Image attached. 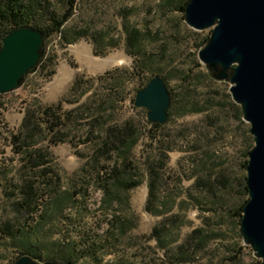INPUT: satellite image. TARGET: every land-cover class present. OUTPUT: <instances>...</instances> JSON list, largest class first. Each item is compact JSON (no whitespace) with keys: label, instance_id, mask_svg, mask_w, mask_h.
Returning <instances> with one entry per match:
<instances>
[{"label":"rangeland","instance_id":"374dc122","mask_svg":"<svg viewBox=\"0 0 264 264\" xmlns=\"http://www.w3.org/2000/svg\"><path fill=\"white\" fill-rule=\"evenodd\" d=\"M42 1L35 21L43 25L72 15L46 36L45 60L23 84L0 92V264L22 254L24 232L43 241L42 260L73 264L260 261L242 230L252 124L231 83L213 78L199 55L214 26L187 22L189 0ZM135 28L143 33L132 39ZM84 40L99 56L125 49L132 61L90 64ZM156 75L172 97L160 125L136 103ZM118 172L140 183L127 188ZM27 181L39 191L31 202ZM82 233L98 240L97 251L68 258L47 247L64 249Z\"/></svg>","mask_w":264,"mask_h":264},{"label":"water","instance_id":"95a60500","mask_svg":"<svg viewBox=\"0 0 264 264\" xmlns=\"http://www.w3.org/2000/svg\"><path fill=\"white\" fill-rule=\"evenodd\" d=\"M186 20L196 29L214 26L199 50L209 74L231 83L244 118L251 122L255 145L248 165L250 198L244 207L243 238L264 264V0H189ZM46 33L33 24L11 29L0 48V92L20 87L45 52ZM171 92L162 75L154 76L140 89L136 103L150 109L153 121L170 117ZM14 264H73L42 260L29 253Z\"/></svg>","mask_w":264,"mask_h":264},{"label":"trees","instance_id":"16d2710c","mask_svg":"<svg viewBox=\"0 0 264 264\" xmlns=\"http://www.w3.org/2000/svg\"><path fill=\"white\" fill-rule=\"evenodd\" d=\"M42 3H43L42 0H0V30H2L0 37L4 39L7 33L11 29L20 26L22 24H33L37 27H40L45 31L47 36L55 31L56 32L62 31L63 26L66 24V22L69 20L70 16L72 15V9H69L70 11L66 12L64 15H54V17H52L53 20L51 21V23H49V25H43V23H41L40 21H35V19L36 18L38 19V16H40L36 14L40 13L42 8L41 7ZM139 30L142 32V30L139 28L132 29L130 34L132 39L136 38V33ZM87 32L88 31L85 28L79 30L78 37H81L82 35H86ZM139 41L140 40L137 38L135 40V43L138 44ZM45 56H46V49L41 58L40 63L45 60ZM154 124L160 125V122H156ZM123 174H124L123 172L121 174L120 172H118L115 173L114 176H116V178H118V181L121 184H123L125 187L132 188L140 183V180H133L131 178H126V176H123ZM157 178H158V171L156 168H154L153 180L155 181ZM110 188L111 187H108V191H107L108 195H112L113 193ZM23 190L26 199L30 200L29 202L37 199V195L39 191L32 182L27 181V184L25 185ZM156 231L160 232L161 229L157 228ZM11 232L17 235V232L15 230L11 229ZM18 243L24 246V250L22 251V254L29 253L39 259H41V257L44 255V248H46V246L44 245L43 241L37 238L34 240L29 236V234H27V232H24L22 237L19 239ZM66 243L67 245L66 247H64V249L61 248L63 243L58 241L47 243L48 244L47 247L50 248L52 251H56L58 250L57 248H60V251L66 257H68L67 254L73 256L74 254L83 255L85 252L94 253L95 251H97V247H98L97 246L98 240L93 239L91 235L85 233H82L81 239L67 241ZM53 258H57V257L54 256ZM117 264H121V263H117Z\"/></svg>","mask_w":264,"mask_h":264},{"label":"bare ground","instance_id":"6f19581e","mask_svg":"<svg viewBox=\"0 0 264 264\" xmlns=\"http://www.w3.org/2000/svg\"><path fill=\"white\" fill-rule=\"evenodd\" d=\"M81 47L82 50H84V58L88 63L90 64L100 63L104 69L112 67L120 62H131L133 58V56L128 54L125 49H120L119 51L113 52L107 56H99L96 54L93 44L88 40H84ZM70 67L71 64L69 61H67L65 67L63 68L64 74L62 78H65V74L69 72V69L71 70ZM179 154L180 152H177L176 156H178ZM144 193L146 195L147 188L144 189ZM193 215L197 217L199 216V214L196 211L193 212Z\"/></svg>","mask_w":264,"mask_h":264}]
</instances>
